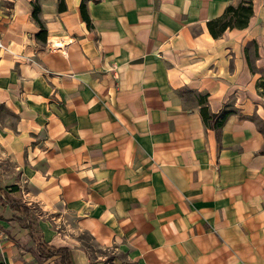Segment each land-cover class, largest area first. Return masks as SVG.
<instances>
[{
	"label": "crops",
	"instance_id": "1",
	"mask_svg": "<svg viewBox=\"0 0 264 264\" xmlns=\"http://www.w3.org/2000/svg\"><path fill=\"white\" fill-rule=\"evenodd\" d=\"M32 1L0 0V264H264V0L216 37L236 0H37L42 37Z\"/></svg>",
	"mask_w": 264,
	"mask_h": 264
},
{
	"label": "trees",
	"instance_id": "2",
	"mask_svg": "<svg viewBox=\"0 0 264 264\" xmlns=\"http://www.w3.org/2000/svg\"><path fill=\"white\" fill-rule=\"evenodd\" d=\"M80 12L82 15V18L86 21V23H89L88 16L86 14L85 10V4L83 1L80 2ZM64 8V1L63 0H57V9L61 10ZM38 10H39V4L37 0L32 1V17L36 22L39 23L40 28L35 33L36 36L42 37V34L44 32V27L41 24L39 18H38ZM252 13V0H236L234 3L228 2L225 4L223 10L216 16L208 18L205 21L206 28L211 36L216 37L222 33V31L226 28H241L244 27L247 24L248 18ZM246 46V52L249 50V45L251 46L252 54L253 56L256 55V46L255 42L253 40H250L247 42ZM246 59L248 61V65L250 69H253V64L249 61V57L246 53ZM256 85L260 87L261 93H264V80L262 79L261 75L260 78L257 80ZM193 97L196 98V101L198 103V111L200 113L201 119L204 123L212 121L210 123L214 127H219L226 114L228 113V110H222L220 113H213L208 110L207 104H206V92L200 93V92H193L191 93ZM36 250L39 255L42 256H49V255H55L57 256V262L56 264H70V257H69V249L67 247L63 246H51L47 245L42 242H38L36 245Z\"/></svg>",
	"mask_w": 264,
	"mask_h": 264
},
{
	"label": "built area",
	"instance_id": "3",
	"mask_svg": "<svg viewBox=\"0 0 264 264\" xmlns=\"http://www.w3.org/2000/svg\"><path fill=\"white\" fill-rule=\"evenodd\" d=\"M49 45L55 46L54 40L53 41H50L49 42ZM0 50L7 51L9 53L11 52V50L9 49V47L1 40V38H0Z\"/></svg>",
	"mask_w": 264,
	"mask_h": 264
},
{
	"label": "rangeland",
	"instance_id": "4",
	"mask_svg": "<svg viewBox=\"0 0 264 264\" xmlns=\"http://www.w3.org/2000/svg\"><path fill=\"white\" fill-rule=\"evenodd\" d=\"M258 125L261 126V125H263V124L258 122ZM88 243H89V242H88ZM90 243H91V242H90ZM92 244H94V243H92ZM91 249H92V248H91ZM93 249L96 250V251H99V250H100V249L97 248L95 245H94ZM106 253H107V251H106ZM107 254H108V253H107Z\"/></svg>",
	"mask_w": 264,
	"mask_h": 264
}]
</instances>
